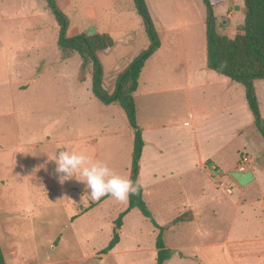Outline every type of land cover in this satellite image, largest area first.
Segmentation results:
<instances>
[{"label": "rangeland", "instance_id": "1", "mask_svg": "<svg viewBox=\"0 0 264 264\" xmlns=\"http://www.w3.org/2000/svg\"><path fill=\"white\" fill-rule=\"evenodd\" d=\"M233 3L230 26V16L224 15L217 29L229 38L240 31L244 16L243 0ZM221 8L214 12L219 14ZM138 20L141 22L139 16ZM48 35L53 48L42 52L28 49L22 53H16L17 49L0 55V247L5 263L155 264L157 230L136 209L122 219L119 230H114V222L126 209L127 201L120 202L110 196L92 201L83 183L75 178L60 183L57 178L55 162L49 159L58 150L86 152L81 147L83 143H87L96 159L128 178L129 170H125L123 160L128 147L131 149L132 137L130 142L124 139V143L117 135L107 140L97 137L101 132L94 122L104 117L101 111L104 105L91 94L88 65L79 70L77 82L78 64L72 60L67 66L62 65L71 54L58 49L59 67L54 68L55 72L41 70L51 56L53 60L57 58L56 32ZM113 39L116 44L109 53L99 55L107 75L122 63H131L148 48L143 29L136 30L127 41L121 35ZM74 58L81 60L76 54ZM107 86L113 91V84L108 82ZM255 88L264 117V81L255 82ZM136 101L144 113L148 107L158 108L162 113L161 105L168 104L156 98L141 97ZM243 102L247 119L240 122L242 130L236 131L233 141L219 153H213L216 148L209 147V143L200 145L203 153L209 151L205 154H210L207 158L213 163H205V172H198L195 179L183 178L186 184L189 181L185 189L184 185L180 186L183 194L174 186L175 194L170 195L158 189L147 190L151 195L146 194L144 201L154 220L159 226L167 227L163 241L170 257L164 264H261L263 261L264 225L258 221L264 217V142L256 133L244 99ZM118 110L124 118L121 109ZM122 117L115 116L114 131L122 129ZM86 118L94 122L84 127L82 122ZM117 144H121L118 151ZM164 144L166 152H184L173 139H165ZM241 152L253 160L252 168L244 173L234 170ZM255 169L262 173L260 187L255 183L252 172ZM219 171L225 173L227 183L219 179ZM139 182L141 186L147 185L145 172ZM221 183L230 186L233 195H226ZM167 198L179 203L165 202ZM188 200L202 208L196 225L180 223L169 227L172 219L182 212L181 203ZM113 231L119 236V246L104 258L100 251L110 241Z\"/></svg>", "mask_w": 264, "mask_h": 264}, {"label": "crops", "instance_id": "2", "mask_svg": "<svg viewBox=\"0 0 264 264\" xmlns=\"http://www.w3.org/2000/svg\"><path fill=\"white\" fill-rule=\"evenodd\" d=\"M121 1L122 4H120V0H56L68 19L67 37L81 33H106L112 39L115 35H121L124 41H127L133 37L136 30H144V28L142 20L140 19L141 22L138 20L133 0ZM235 1L228 0V3L220 4L214 8L215 10L218 7H223L219 14L214 12L217 23L222 20V16L229 15L228 27L230 26L234 14L235 5L233 2ZM144 2L160 41L158 50L146 60L138 77L137 88L133 93L136 121L144 140L139 179L145 172L147 185H142L145 199L146 194L151 195V192H147L150 188L158 189L160 193L166 195L175 194L172 191L174 190L173 186L182 190L180 186L184 185L185 189L189 181L186 184L182 181L183 178L193 176L195 179L198 172H205V163H213L207 158L210 154H205L209 151L204 150L203 153L200 145L209 143V147L216 148L213 153L223 151L229 145V141L232 142L235 138V132L242 130L240 122L247 118L243 102V99L245 101L243 87L229 78L213 72L206 65L205 11L203 12L204 7L201 1L144 0ZM42 4H44L43 0H0V52H2L0 55L5 56V53L9 54L17 49L19 51H15L16 53H22L27 52L28 49L42 52L48 47L53 48L48 34L54 31L56 32L57 45V23L55 21L54 24L51 19L49 20L50 16L48 12H44ZM16 44H19L18 48L15 47ZM58 49L57 46L55 53L57 58L60 50ZM111 49L99 52L98 57L101 53H109ZM70 54L62 65L67 66L68 62L72 60L78 64L76 72L78 82L82 60L76 61L74 53ZM57 58L53 60L51 56L50 62L46 64V60L43 65L45 67L41 70L49 69V71L55 72L54 68L59 67V58ZM129 64L128 62L122 63L110 75H107L103 69V84L108 93H111L112 88L108 89L107 83L110 82L115 86L118 76ZM112 76L114 77L110 79ZM255 93H257V88H255ZM141 97L161 99L168 104L161 105L162 113L158 108L149 107L144 113L137 106L136 101V98ZM245 105L247 107L246 101ZM259 108L261 112L260 104ZM118 109L120 107L116 104L104 106L103 110L101 109L104 117L96 122L89 118L83 119L82 125L86 127L92 122L98 124L101 134L97 137L100 139L107 140L117 135L123 138V143L124 139L130 142V137L133 141V131L129 127L125 115L123 118L118 113ZM116 115H120L123 119L122 129L119 131L113 130ZM188 127H190V131ZM257 135L259 134L257 133ZM165 139H173L177 146L181 145L180 149H184V152L182 154H174L173 151L166 152ZM86 144L83 143L81 147L89 152L90 148ZM120 145L117 144L115 150L118 151ZM131 152L132 146L131 149L128 147L126 159L123 160L125 170L129 171ZM241 156L250 158L248 168L251 169L253 161L251 156L246 152H241L237 155L234 170L236 171ZM107 157H109L108 153ZM111 159L109 158V160ZM215 167L219 169L218 165ZM252 172L256 186L260 187L262 173L256 169ZM220 174L219 179L225 181V173L221 172ZM225 183L227 182L225 181ZM181 192L179 194L184 193L183 190ZM262 195L264 196V194ZM165 202L179 203L177 200L169 198ZM181 206L183 207L182 212L176 217L188 211L192 218L187 223L190 226L194 225L202 213V211L200 212L202 208L197 202L191 200L181 203ZM262 206L264 208V205ZM258 222L259 225H264V217H260ZM119 242L113 249L119 246ZM109 253L104 255V258ZM262 259L261 264H264V258Z\"/></svg>", "mask_w": 264, "mask_h": 264}, {"label": "trees", "instance_id": "3", "mask_svg": "<svg viewBox=\"0 0 264 264\" xmlns=\"http://www.w3.org/2000/svg\"><path fill=\"white\" fill-rule=\"evenodd\" d=\"M205 11L206 28V65L213 72L225 76L240 84L244 90V98L253 119L256 132L264 142V117L262 116L255 93L254 83L264 81V0H243L244 19L240 31L229 38L218 33V23L214 16V8L228 0H200ZM49 13L58 26L57 46L63 52L78 55L82 66L90 68L91 94L100 104L108 106L116 104L123 111L129 127L133 131L132 152L128 179L139 183L140 190L130 195L126 209L115 220L114 230L122 226V219L133 209L149 221L157 230L155 237V264H164L170 257L165 248L163 233L167 227L159 226L146 202L139 182L140 161L144 148L142 132L136 121V107L133 93L137 88L138 77L146 62L159 48L160 41L144 0H133L136 12L143 23L144 33L148 39V48L139 53L128 67L118 76L114 90L108 93L103 84V67L98 53L113 47L112 37L106 33H81L67 37L68 19L59 8L56 0H43ZM264 157V153H263ZM108 197V196H106ZM105 197V198H106ZM191 213L186 212L173 219L168 226L191 221ZM119 242V236L113 231L112 237L101 255H107ZM0 264H6L0 247Z\"/></svg>", "mask_w": 264, "mask_h": 264}, {"label": "clouds", "instance_id": "4", "mask_svg": "<svg viewBox=\"0 0 264 264\" xmlns=\"http://www.w3.org/2000/svg\"><path fill=\"white\" fill-rule=\"evenodd\" d=\"M50 161L55 162V173L60 183L75 178L84 184L92 201L110 196L125 202L140 190L139 183L117 174L109 165L85 151L58 150Z\"/></svg>", "mask_w": 264, "mask_h": 264}, {"label": "built area", "instance_id": "5", "mask_svg": "<svg viewBox=\"0 0 264 264\" xmlns=\"http://www.w3.org/2000/svg\"><path fill=\"white\" fill-rule=\"evenodd\" d=\"M249 164H250V158L248 156H241L236 166V171L239 173L246 172ZM213 169L215 170V168ZM220 186L225 187L224 184L222 183L220 184ZM224 190L227 195H231L233 193L232 188L229 186H226Z\"/></svg>", "mask_w": 264, "mask_h": 264}, {"label": "water", "instance_id": "6", "mask_svg": "<svg viewBox=\"0 0 264 264\" xmlns=\"http://www.w3.org/2000/svg\"><path fill=\"white\" fill-rule=\"evenodd\" d=\"M222 24H224V22H221Z\"/></svg>", "mask_w": 264, "mask_h": 264}]
</instances>
